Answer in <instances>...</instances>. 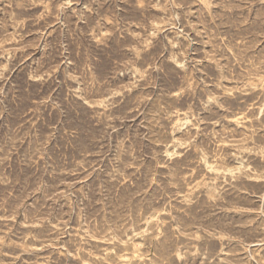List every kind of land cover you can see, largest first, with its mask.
Instances as JSON below:
<instances>
[{
  "label": "clouds",
  "instance_id": "obj_1",
  "mask_svg": "<svg viewBox=\"0 0 264 264\" xmlns=\"http://www.w3.org/2000/svg\"><path fill=\"white\" fill-rule=\"evenodd\" d=\"M0 264H264V0H0Z\"/></svg>",
  "mask_w": 264,
  "mask_h": 264
},
{
  "label": "rangeland",
  "instance_id": "obj_2",
  "mask_svg": "<svg viewBox=\"0 0 264 264\" xmlns=\"http://www.w3.org/2000/svg\"><path fill=\"white\" fill-rule=\"evenodd\" d=\"M99 57H100V60H101V66H105L107 64V61L105 59L107 53H104V52H98L96 53Z\"/></svg>",
  "mask_w": 264,
  "mask_h": 264
}]
</instances>
